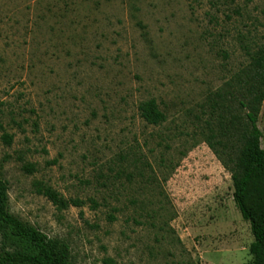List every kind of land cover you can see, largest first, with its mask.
I'll list each match as a JSON object with an SVG mask.
<instances>
[{"label": "rangeland", "instance_id": "374dc122", "mask_svg": "<svg viewBox=\"0 0 264 264\" xmlns=\"http://www.w3.org/2000/svg\"><path fill=\"white\" fill-rule=\"evenodd\" d=\"M263 48L264 0H0L9 211L71 264H252L206 141L219 93ZM149 100L161 125L139 114ZM259 128L264 147V102Z\"/></svg>", "mask_w": 264, "mask_h": 264}, {"label": "trees", "instance_id": "16d2710c", "mask_svg": "<svg viewBox=\"0 0 264 264\" xmlns=\"http://www.w3.org/2000/svg\"><path fill=\"white\" fill-rule=\"evenodd\" d=\"M239 88L224 90L213 107L212 126L207 144L230 174L233 199L242 218L251 226L252 264H264V147L259 117L264 102V48L252 57L250 66L238 75ZM141 118L149 125L166 121L155 100L139 106ZM10 140V137L6 136ZM26 169L34 171L33 165ZM44 193L62 207L67 202L54 190ZM7 183L0 180V235L3 248L0 264H71L66 242L50 239L34 226L9 211ZM77 204V203H75Z\"/></svg>", "mask_w": 264, "mask_h": 264}]
</instances>
